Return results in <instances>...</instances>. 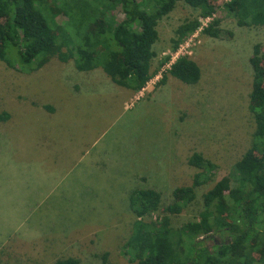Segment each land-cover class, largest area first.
<instances>
[{
	"label": "rangeland",
	"instance_id": "1",
	"mask_svg": "<svg viewBox=\"0 0 264 264\" xmlns=\"http://www.w3.org/2000/svg\"><path fill=\"white\" fill-rule=\"evenodd\" d=\"M45 1L59 23H71L58 0ZM224 1L210 0L215 13L209 20L219 18L225 34L197 30L172 51L179 24L195 17L207 22L176 1L158 23L154 74L140 91L115 84L101 68L78 71L73 60L59 61L55 48L29 73L0 60V264H55L68 257L100 264L104 252L110 264H131L124 242L165 214L166 205L185 199L179 189L201 171L188 164L193 152L216 168L171 223L178 228L198 219L203 193L252 146L249 106L260 103L251 96L249 59L254 44L264 47V26H238ZM81 5L71 0L69 9ZM113 16L123 19L120 7ZM93 47L101 49L97 42ZM180 55L198 64L197 83L168 73ZM257 75L264 89V65ZM138 188L161 193L159 210L144 218L128 205Z\"/></svg>",
	"mask_w": 264,
	"mask_h": 264
},
{
	"label": "trees",
	"instance_id": "2",
	"mask_svg": "<svg viewBox=\"0 0 264 264\" xmlns=\"http://www.w3.org/2000/svg\"><path fill=\"white\" fill-rule=\"evenodd\" d=\"M70 1L58 0L71 17V23H59L45 0H0V60L29 73L55 48L58 60H73L78 71L101 68L115 84L133 91L143 89L154 74L151 63L156 56L158 23L177 0H81V6L69 9ZM182 1L202 18L215 13L210 0ZM117 7L124 15L121 20L113 16ZM223 10L240 27L264 26V0H225ZM220 25L219 18L204 26L199 17L186 19L174 30L172 51L198 29L210 37H221L227 31ZM93 42L100 46L98 52ZM169 59L164 57L161 64ZM249 62L255 74L251 96L260 98L258 105L249 106L255 122L252 146L227 175L203 193L198 219L174 228L171 215L195 199L196 189L212 179L216 168L211 160L193 152L188 164L201 171L189 186L179 189L186 193L185 199L166 205L165 214L146 221L141 231L124 242L122 254L131 264H264V89L257 75L264 65L261 44H254ZM168 73L186 84L197 83L201 75L188 55L172 61ZM165 78L166 74L162 82ZM160 204L161 193L153 188L134 189L128 197L129 209L139 218L158 211ZM223 211L231 218L227 220ZM258 250L260 256L255 257ZM100 258V264H110L107 252ZM78 263L72 257L55 262Z\"/></svg>",
	"mask_w": 264,
	"mask_h": 264
},
{
	"label": "built area",
	"instance_id": "3",
	"mask_svg": "<svg viewBox=\"0 0 264 264\" xmlns=\"http://www.w3.org/2000/svg\"><path fill=\"white\" fill-rule=\"evenodd\" d=\"M204 19H207V22H206V23H203V22H202V20L200 19V20H201V22H202V25H203V26H204V25H206V24H207V23L210 21V20H209L210 18H204ZM198 30H200V31H201V29H198Z\"/></svg>",
	"mask_w": 264,
	"mask_h": 264
},
{
	"label": "crops",
	"instance_id": "4",
	"mask_svg": "<svg viewBox=\"0 0 264 264\" xmlns=\"http://www.w3.org/2000/svg\"><path fill=\"white\" fill-rule=\"evenodd\" d=\"M126 88V87H125ZM128 89V88H127ZM128 90H131V89H128Z\"/></svg>",
	"mask_w": 264,
	"mask_h": 264
}]
</instances>
